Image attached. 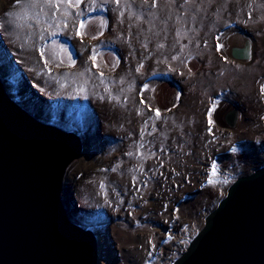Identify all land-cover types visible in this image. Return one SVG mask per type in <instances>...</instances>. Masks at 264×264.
Returning <instances> with one entry per match:
<instances>
[{"label": "rangeland", "instance_id": "obj_1", "mask_svg": "<svg viewBox=\"0 0 264 264\" xmlns=\"http://www.w3.org/2000/svg\"><path fill=\"white\" fill-rule=\"evenodd\" d=\"M64 8L0 0V79L36 120L82 138L62 200L106 246L101 264H174L231 185L264 168V0ZM246 40L253 59L233 60Z\"/></svg>", "mask_w": 264, "mask_h": 264}, {"label": "water", "instance_id": "obj_2", "mask_svg": "<svg viewBox=\"0 0 264 264\" xmlns=\"http://www.w3.org/2000/svg\"><path fill=\"white\" fill-rule=\"evenodd\" d=\"M253 44L231 50L250 62ZM237 110L225 121L238 124ZM82 138L32 117L0 79V264H98L96 235L72 223L63 204L67 169ZM174 264H264V168L239 178Z\"/></svg>", "mask_w": 264, "mask_h": 264}, {"label": "snow or ice", "instance_id": "obj_3", "mask_svg": "<svg viewBox=\"0 0 264 264\" xmlns=\"http://www.w3.org/2000/svg\"><path fill=\"white\" fill-rule=\"evenodd\" d=\"M43 3L47 4L48 7H52V8H56L59 9L60 5L63 4L65 6L64 8V14L70 15V13L67 11L68 8L70 7H79L80 4L82 3V0H75V3L73 4V0H42ZM120 0H115V3L119 4ZM8 15H11V13H8ZM77 15H82V13H78ZM67 26V25H65ZM86 27V22L85 21H80L79 24V29H84ZM84 33H82L81 31H77V35H83ZM102 34V33H101ZM96 37H93V39H95ZM61 51H67L66 49H61ZM43 55V52L41 53ZM94 59V58H93ZM173 59H176V57H173ZM69 61L71 63H74L73 61H71V57H69ZM261 91L264 92V86H262ZM157 117H159V111L157 110ZM211 123V121H210ZM211 175L212 177L216 176V164L215 162H213L212 165V170H211ZM210 183H214L216 182L214 179H210L209 180ZM223 183H227V180H224Z\"/></svg>", "mask_w": 264, "mask_h": 264}, {"label": "bare ground", "instance_id": "obj_4", "mask_svg": "<svg viewBox=\"0 0 264 264\" xmlns=\"http://www.w3.org/2000/svg\"><path fill=\"white\" fill-rule=\"evenodd\" d=\"M0 70H1V72H5V69H4V67L2 66V64H0ZM97 237V236H96ZM97 241H98V237H97ZM104 241V240H103ZM101 246H103V248H106V246L103 244H101V242L100 241H98V248H99V261H98V264H101V258H102V247ZM136 263V262H135Z\"/></svg>", "mask_w": 264, "mask_h": 264}]
</instances>
